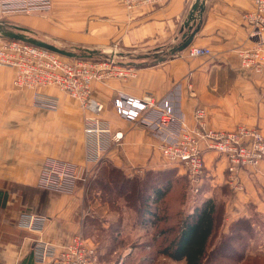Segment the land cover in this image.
<instances>
[{"label": "crops", "instance_id": "0c3cea01", "mask_svg": "<svg viewBox=\"0 0 264 264\" xmlns=\"http://www.w3.org/2000/svg\"><path fill=\"white\" fill-rule=\"evenodd\" d=\"M193 2L167 0L128 11L118 0H50V7L43 12L13 10L4 14L16 16L12 19L36 32V38L94 54L112 49L109 55L113 53L120 63L133 66L130 77H110L92 84L93 95L104 103L100 117L109 121L111 132H123L122 139L112 141L99 159L112 162L130 176L141 174L143 168L162 169L165 160L146 128L117 114L112 104L117 91L161 97L180 82L181 107L188 122L200 105L206 110L208 127L231 130L247 125L264 134V69L244 67L238 53L252 44L243 13L253 8L254 0H201V14L189 23L188 30L183 21ZM196 27L190 44L208 47L211 53L195 57L181 51L172 53L170 48L180 42L182 33ZM40 90L55 97V108L32 104L33 90L28 88L9 89L0 99L5 104L0 107L4 115L0 122V264H61L53 256L35 260L34 243L43 240L61 247L74 233L86 232L87 216L103 219L100 223L105 229L113 219V211L87 195L92 171H84L97 165L88 160L83 131L87 113L77 100L55 86ZM101 143L107 145L106 137ZM49 159L67 163L79 176L71 193L52 192L38 185ZM225 166L221 155L205 154L201 198L215 194L224 200V226L248 215L250 208L264 215V159L241 172L242 189L227 185ZM24 211L44 217L40 230L18 225ZM126 220L119 229L123 237ZM97 231L87 235L91 241L92 236H99ZM108 244V240L103 242L99 253ZM117 248L118 260H125L136 249L130 245Z\"/></svg>", "mask_w": 264, "mask_h": 264}, {"label": "built area", "instance_id": "2783aa9c", "mask_svg": "<svg viewBox=\"0 0 264 264\" xmlns=\"http://www.w3.org/2000/svg\"><path fill=\"white\" fill-rule=\"evenodd\" d=\"M132 11L145 5L162 4L167 0H118ZM50 7V0H0V15L6 11L43 12ZM250 31L252 44L238 50L241 64L255 70L264 69V0H254L250 11L243 13ZM190 57L211 53L210 48L189 44L182 50ZM0 65L14 69L12 83L16 89H32V104L53 109L56 99L40 90L55 86L71 98L87 113L83 131L87 137L88 160L98 163L102 151L112 141L122 139L120 130L111 132L108 120L100 117L104 103L93 95L92 84L115 77L125 79L134 74L131 65L120 63L115 54L102 58L67 57L18 39L0 38ZM181 84L175 83L164 95L150 93L132 95L117 91L112 103L117 114L146 128L155 139L165 162L181 167L190 182L193 193L199 192L205 173V154L215 152L225 158L226 183L242 189L240 174L256 167L264 159V134L256 127L238 125L231 130L207 126L206 110L198 105L192 112V122L185 118L181 107ZM106 137L107 145L101 143ZM99 160V161H98ZM98 161V162H97ZM79 176L61 161L49 159L42 167L38 185L57 193H71ZM42 215L24 211L18 225L28 230H40ZM33 246L35 260L53 256L61 264H102L96 245L81 232L58 247L38 240ZM122 258L116 264H121Z\"/></svg>", "mask_w": 264, "mask_h": 264}, {"label": "trees", "instance_id": "16d2710c", "mask_svg": "<svg viewBox=\"0 0 264 264\" xmlns=\"http://www.w3.org/2000/svg\"><path fill=\"white\" fill-rule=\"evenodd\" d=\"M24 28L28 30L26 27ZM182 41L181 37L180 42L170 48L172 53L178 52L177 47ZM83 51L77 50L76 52ZM167 54H169L168 51ZM105 56V54L99 53V56L92 57L97 59ZM164 171L171 175H177L176 181L181 180L183 184L187 182L186 177L178 175L175 167L148 169L146 174L134 173L128 176L120 167L110 161L100 159L97 163L96 169L88 179V199L97 200L116 213L115 218L109 222L106 229L100 223L103 219L99 221L95 216H87L88 219L85 220L86 229L90 231L88 234H91L93 229H97L99 234L100 231H105V236H108L110 241L102 253H99V246H96L100 260L106 261L107 264H116L119 257L117 247L126 246V236L123 237L119 233L123 219L127 216L122 210V206H124L131 211L133 217L131 225L135 228L143 227L146 231L144 236H148V233L156 229L152 233L151 240L146 239V242L143 239L140 244L136 245V248L141 251L149 248L147 255L141 256L139 261L137 259L138 264H155L159 255L176 262L183 260V264H211L212 260L220 257H226L238 264H264V260H261L264 255L258 256L251 253L245 256L246 253L239 249L242 247V250H248V240L243 243L242 239L246 236V239L252 237L254 224L258 219L256 217L258 212L255 209L250 208L248 215L241 216L229 223L226 233L217 234L218 229L224 223V200L214 194L201 198L193 205L191 211L182 213L181 217H177L179 219L174 221L179 211L176 216H172L167 211L171 210L173 204L169 203V200L165 203L166 196L173 187V179L164 177L159 181L152 180L153 175ZM144 183H146V187H143ZM202 189L201 186L200 190ZM112 199H114L113 203ZM116 203L120 204V207ZM160 205L163 206L161 210ZM167 218L173 219L172 222H169ZM260 223L264 225L263 220H260ZM160 224H166L167 227ZM114 232H117L120 237ZM88 234L82 233L85 238H88ZM130 258L131 256L128 255L121 264H131ZM223 262L220 261V264Z\"/></svg>", "mask_w": 264, "mask_h": 264}, {"label": "rangeland", "instance_id": "374dc122", "mask_svg": "<svg viewBox=\"0 0 264 264\" xmlns=\"http://www.w3.org/2000/svg\"><path fill=\"white\" fill-rule=\"evenodd\" d=\"M12 17H16V16H11V15H6V14H1L0 15V30L1 29H14L13 25H18V26L24 27L23 24L13 20ZM24 30L26 31V33L28 35L36 37L34 35V34H37L36 32L28 31L26 29H24ZM0 38H2V37H0ZM55 44L61 47V44H57V42ZM64 48L67 49L68 47L64 46ZM153 50L154 49H151V51H153ZM182 50H184V49H182ZM182 50H179V51H182ZM110 51H112V49L103 52V54L109 56L108 53H110ZM92 56H99V53H95V54L93 53ZM13 74H14V69L12 67L0 65V99H4L6 97L4 95L7 94L6 91H8L9 89H16L14 87L13 83H12ZM19 90L20 89H17V91H19ZM4 106H5V104L0 103V107L4 108ZM3 116H4L3 114H0V122H1ZM163 164H164L163 169L164 168L167 169V168H169L171 166V165H169V164H167L165 162ZM96 167H97V165L88 167V168L85 169L84 172H86L88 170L93 172L96 169ZM172 167H175L177 169L181 168V167H177V166H172ZM147 170L148 169L143 168V172L141 174H144ZM92 172H91V174H92ZM178 175L179 176L183 175L184 177H186L187 182H184V184H183V182L181 180L180 181H176L177 178H178L177 175H175V174L171 175V173L168 174V172H166V171H164L163 173H160V174H157V175L155 174V175L152 176V180L154 179V181H159L161 179H164V177H171L173 179V187L171 188V190L167 194L165 203L168 202V200H169V203L171 202L173 204L171 210L167 211L172 216H176L177 211H179V213H177V216L174 219V221L179 219L177 217H181L182 213H184L186 211H189L191 209V207H193L194 204L199 202V200L202 197V192H203V190H199V192H196V193H193L191 191L190 182H189V179H188V177H187V175H186L184 170L182 172H179ZM175 181H176V184H174ZM143 187H146V183H144ZM113 200L114 199H112V203L114 202ZM115 201H117V200H115ZM119 201H121V200H119ZM116 204L119 205V207H120V204H118V203H116ZM162 207L163 206L160 205V210L162 209ZM122 210H123V212H126V214H127L126 218L128 220V221L127 220L125 221V225H124V228H123V230L127 233L125 235L126 236V239H125L126 240L125 241L126 246L130 245L132 247L134 246L133 248H136V245L140 244L143 239H144V241H146V239H150L151 240L152 233L154 231H156V229H153L152 232H150L151 234L148 233L147 234L148 236H144V233L146 231L144 230L143 227L138 226V227L135 228V227H133L131 225V221L133 219L131 211L128 210L124 206H122ZM115 215H116V213H115V211H113L111 213V217L114 218ZM258 215H256V217L258 219L255 221L254 231L251 234L252 237L246 239V237H247L246 236V237H244L242 239L243 243H245L246 240H248V245H247L248 246V250L247 251L244 250V249L242 250V247L239 248L241 252L246 253L245 256H247V255H249L251 253L256 254L258 256L264 255V225H261V223H260V220H263V222H264V215L262 213L260 214L259 212H258ZM172 220L173 219H168L169 222H172ZM165 223H167V221H165ZM160 225L164 226V227H167L166 224H160ZM224 225L225 224L223 223L222 227L218 229V233L217 234H222L223 232L226 233L228 231V227L229 226H224ZM88 232H90V231L86 230L85 234H88ZM105 234H106V232L104 233V235ZM92 237H93L92 238L93 242L95 243L96 246H100V245H102L103 242L105 243V241L108 240V238H104L103 233L99 234L98 237H95V236H92ZM108 242H110V241L108 240ZM35 243H37V242H35ZM35 243H34V245H35ZM148 249L149 248H146L144 251H141L140 249L136 248L132 253H130V256H131V258H130L131 262L130 263L131 264H138L136 262L137 259L139 261L141 259V256L143 257L145 254L147 255V253L149 251ZM118 252H119V250H118ZM261 260H264V256L262 257ZM212 261L213 262H211V264H220V261H224L222 264H225V262H226V264H238V262H234L233 260L227 259L226 257L216 258L215 260H212ZM155 264H182V261H179V262L172 261V260H170L168 258H165V257H162V256L159 255L157 260H156V262H155Z\"/></svg>", "mask_w": 264, "mask_h": 264}, {"label": "water", "instance_id": "95a60500", "mask_svg": "<svg viewBox=\"0 0 264 264\" xmlns=\"http://www.w3.org/2000/svg\"><path fill=\"white\" fill-rule=\"evenodd\" d=\"M202 11V2L201 0H194L192 3L185 20L183 21V27H187L188 30L191 29L189 25L192 20L196 19V15H200ZM14 29H1L0 30V37L2 38H9V39H18L24 42H28L30 44L45 48L52 52L58 53L63 56L67 57H90L94 53L92 50H84L83 52H76V50L66 49L64 47H60L54 43L48 42L46 40L36 38L34 36L28 35L24 30V27L13 25ZM197 27L193 29L190 33L187 31L182 33V43L177 47V50L184 49L187 45L191 43L194 33L197 31Z\"/></svg>", "mask_w": 264, "mask_h": 264}]
</instances>
